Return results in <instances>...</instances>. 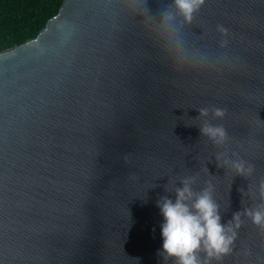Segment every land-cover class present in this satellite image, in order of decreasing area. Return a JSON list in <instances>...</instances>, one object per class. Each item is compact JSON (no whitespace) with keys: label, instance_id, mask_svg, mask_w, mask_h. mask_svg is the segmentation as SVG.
I'll use <instances>...</instances> for the list:
<instances>
[{"label":"water","instance_id":"95a60500","mask_svg":"<svg viewBox=\"0 0 264 264\" xmlns=\"http://www.w3.org/2000/svg\"><path fill=\"white\" fill-rule=\"evenodd\" d=\"M171 2L64 0L0 53V264H175L158 254L157 202L187 177L197 193L212 185L223 224L260 204L264 0H206L169 29ZM201 108L226 110L211 121L224 147L201 135ZM225 152L256 177L223 166ZM241 219L211 264H264V229Z\"/></svg>","mask_w":264,"mask_h":264},{"label":"clouds","instance_id":"9594fccd","mask_svg":"<svg viewBox=\"0 0 264 264\" xmlns=\"http://www.w3.org/2000/svg\"><path fill=\"white\" fill-rule=\"evenodd\" d=\"M206 0H172L159 12L162 26L172 28L179 18L184 24H191L196 13L204 6ZM222 37H227L228 29L223 25L217 26ZM226 39L221 41L225 46ZM226 110L222 108H201L198 119L202 122L200 133L213 145L224 147L228 144L229 136L222 125L212 123V120H223ZM227 158V153L217 155V160L223 166L230 168L237 176L245 178L256 177L253 164L236 156ZM195 177H187L182 181V187L176 189L175 200L161 197L157 207L163 217L160 225L162 239L161 250L158 253L165 261L174 259L175 264H211L219 262L231 254L237 239V233L242 226L241 215L251 223L264 229V177L256 179L254 191L260 204L254 208H246L244 212L233 215L227 224L221 223L219 205L213 198V187L209 184L200 192L193 191ZM203 252L205 259L201 260Z\"/></svg>","mask_w":264,"mask_h":264},{"label":"trees","instance_id":"16d2710c","mask_svg":"<svg viewBox=\"0 0 264 264\" xmlns=\"http://www.w3.org/2000/svg\"><path fill=\"white\" fill-rule=\"evenodd\" d=\"M64 0H0V53L38 36Z\"/></svg>","mask_w":264,"mask_h":264}]
</instances>
